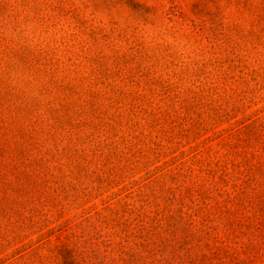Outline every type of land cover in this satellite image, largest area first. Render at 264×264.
Wrapping results in <instances>:
<instances>
[{
  "label": "rangeland",
  "instance_id": "obj_1",
  "mask_svg": "<svg viewBox=\"0 0 264 264\" xmlns=\"http://www.w3.org/2000/svg\"><path fill=\"white\" fill-rule=\"evenodd\" d=\"M0 264H264V0H0Z\"/></svg>",
  "mask_w": 264,
  "mask_h": 264
}]
</instances>
